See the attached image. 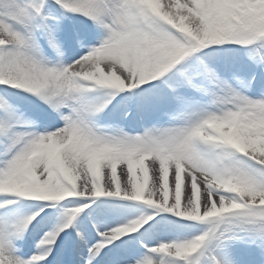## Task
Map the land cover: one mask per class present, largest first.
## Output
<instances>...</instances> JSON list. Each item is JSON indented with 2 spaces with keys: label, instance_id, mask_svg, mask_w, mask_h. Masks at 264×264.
<instances>
[{
  "label": "snow or ice",
  "instance_id": "1",
  "mask_svg": "<svg viewBox=\"0 0 264 264\" xmlns=\"http://www.w3.org/2000/svg\"><path fill=\"white\" fill-rule=\"evenodd\" d=\"M0 264H264V0H0Z\"/></svg>",
  "mask_w": 264,
  "mask_h": 264
},
{
  "label": "bare ground",
  "instance_id": "2",
  "mask_svg": "<svg viewBox=\"0 0 264 264\" xmlns=\"http://www.w3.org/2000/svg\"><path fill=\"white\" fill-rule=\"evenodd\" d=\"M117 171H118V178H119V168ZM120 180H121V186L123 187L124 183L126 182V177L120 178ZM170 199H171V192H170Z\"/></svg>",
  "mask_w": 264,
  "mask_h": 264
}]
</instances>
